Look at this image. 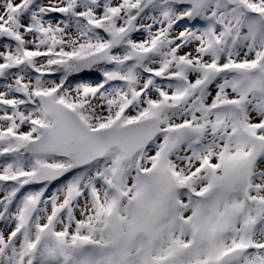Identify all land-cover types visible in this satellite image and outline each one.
Listing matches in <instances>:
<instances>
[{
	"label": "snow or ice",
	"instance_id": "snow-or-ice-1",
	"mask_svg": "<svg viewBox=\"0 0 264 264\" xmlns=\"http://www.w3.org/2000/svg\"><path fill=\"white\" fill-rule=\"evenodd\" d=\"M0 264H264V0H0Z\"/></svg>",
	"mask_w": 264,
	"mask_h": 264
}]
</instances>
